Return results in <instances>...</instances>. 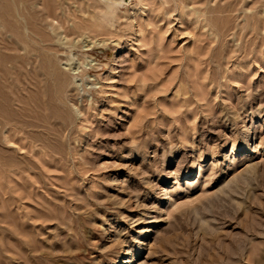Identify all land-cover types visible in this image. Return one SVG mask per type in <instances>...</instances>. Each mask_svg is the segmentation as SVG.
<instances>
[{
  "label": "rangeland",
  "instance_id": "374dc122",
  "mask_svg": "<svg viewBox=\"0 0 264 264\" xmlns=\"http://www.w3.org/2000/svg\"><path fill=\"white\" fill-rule=\"evenodd\" d=\"M0 71V264H264V0H0Z\"/></svg>",
  "mask_w": 264,
  "mask_h": 264
},
{
  "label": "bare ground",
  "instance_id": "6f19581e",
  "mask_svg": "<svg viewBox=\"0 0 264 264\" xmlns=\"http://www.w3.org/2000/svg\"><path fill=\"white\" fill-rule=\"evenodd\" d=\"M107 1V0H106ZM116 7V6H115ZM113 10V9H112ZM146 13V12H145ZM143 34V33H142ZM141 34V35H142ZM23 42V41H22ZM18 44V43H17ZM16 44V45H17ZM20 47H19V44H18V46H17V49L16 50H18ZM13 56V55H12ZM3 58V57H2ZM13 58H14V60H15V69H16V71H18V69H19V64H22V67H24L25 65H26V62H27V56H21V55H14L13 56ZM48 62V61H47ZM24 64V65H23ZM21 67V68H22ZM24 70V69H23ZM28 70V69H27ZM13 71V70H12ZM15 71V70H14ZM21 71V70H20ZM1 72V71H0ZM2 72H3V70H2ZM43 73V72H42ZM41 73V74H42ZM45 73V72H44ZM52 73V72H51ZM30 75V74H29ZM46 75V74H45ZM44 75V76H45ZM48 75V74H47ZM51 75V74H50ZM49 75V76H50ZM18 76V75H17ZM11 78V77H10ZM50 79L52 78V77H49ZM18 80V79H17ZM19 81V80H18ZM22 81V80H21ZM78 81V80H77ZM12 83V82H11ZM15 83V82H14ZM41 83H42V81H40L39 80V78L37 79V80H35L34 81V85L35 86H37L38 84H40V86H41ZM76 83V82H75ZM14 85V84H13ZM79 87V86H78ZM96 87V86H95ZM18 88V87H17ZM20 90V89H19ZM204 105V104H203ZM74 109H76V112L78 113V116H80V110L78 109V108H74ZM0 121H2V119L0 120ZM1 124V123H0ZM12 130V129H11ZM5 131V130H4ZM6 132V131H5ZM8 132V131H7ZM4 134V133H3ZM9 134V133H8ZM10 135V134H9ZM8 136V135H7ZM0 144H2V143H0ZM2 145H4V144H2ZM12 145V144H11ZM26 148V147H25ZM19 150V149H18ZM251 256V255H250ZM248 259H250V258H248ZM250 261V260H249ZM251 262V261H250Z\"/></svg>",
  "mask_w": 264,
  "mask_h": 264
}]
</instances>
